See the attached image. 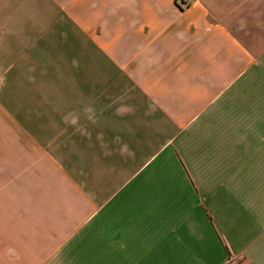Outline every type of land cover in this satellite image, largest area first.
I'll use <instances>...</instances> for the list:
<instances>
[{"label": "crops", "instance_id": "crops-1", "mask_svg": "<svg viewBox=\"0 0 264 264\" xmlns=\"http://www.w3.org/2000/svg\"><path fill=\"white\" fill-rule=\"evenodd\" d=\"M263 68L264 0H0V264H264Z\"/></svg>", "mask_w": 264, "mask_h": 264}, {"label": "rangeland", "instance_id": "rangeland-1", "mask_svg": "<svg viewBox=\"0 0 264 264\" xmlns=\"http://www.w3.org/2000/svg\"><path fill=\"white\" fill-rule=\"evenodd\" d=\"M178 1V0H176ZM184 7L187 9L191 6ZM231 99L220 107L213 128H199V139L248 142L264 139V68L251 69L231 90ZM228 128V129H227ZM248 128L247 133L241 132ZM250 128H263L262 132ZM241 130V131H240ZM245 137V138H244ZM250 146V143L247 145ZM254 151V150H252Z\"/></svg>", "mask_w": 264, "mask_h": 264}, {"label": "built area", "instance_id": "built-area-1", "mask_svg": "<svg viewBox=\"0 0 264 264\" xmlns=\"http://www.w3.org/2000/svg\"><path fill=\"white\" fill-rule=\"evenodd\" d=\"M191 0H178L177 5L180 8H184L189 6ZM243 261L241 256L235 255L233 253H229L226 260L221 264H241Z\"/></svg>", "mask_w": 264, "mask_h": 264}]
</instances>
